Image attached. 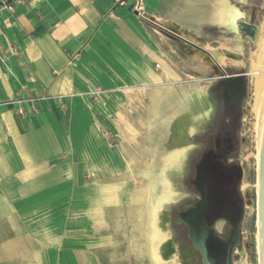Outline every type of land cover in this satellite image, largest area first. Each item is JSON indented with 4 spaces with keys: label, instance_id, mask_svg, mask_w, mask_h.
<instances>
[{
    "label": "crops",
    "instance_id": "1",
    "mask_svg": "<svg viewBox=\"0 0 264 264\" xmlns=\"http://www.w3.org/2000/svg\"><path fill=\"white\" fill-rule=\"evenodd\" d=\"M145 2L153 22L114 0H0V220L16 236L57 247L64 232L99 224L110 207L127 206L135 219L131 250L149 264L141 232L149 222L136 216L145 207L144 190L134 195L127 183L139 181L142 168L165 170L167 150L154 147L155 138L163 143L154 124L164 123V132L175 121L173 137L191 101L186 93L176 99L183 81L169 65L168 32L180 25L161 2ZM168 71L174 82H167ZM138 140L148 150H134ZM138 152L148 165L129 157ZM162 207L155 226L166 238ZM17 243L2 244V253L19 252ZM69 261L87 264L75 248Z\"/></svg>",
    "mask_w": 264,
    "mask_h": 264
},
{
    "label": "rangeland",
    "instance_id": "2",
    "mask_svg": "<svg viewBox=\"0 0 264 264\" xmlns=\"http://www.w3.org/2000/svg\"><path fill=\"white\" fill-rule=\"evenodd\" d=\"M152 1L161 2L162 4L160 5L164 9V13L169 16V19L180 25L175 32L168 29L170 37L169 65L174 72L178 70L179 82L183 81V84L179 86L182 90L180 88L177 89L179 90V97L177 96L178 98L176 99L184 98L183 93H186L185 97L188 100L195 97L198 99L197 108L207 112V116H209L213 106L211 87L216 83L217 78L223 75V71L226 74L233 75L245 74V90L238 130V158L242 168L240 189L244 201V216L240 229L239 244L233 253V264H259L258 197L256 187L258 180V158H256L258 152L257 115L253 111L255 93L251 81L252 57L259 53V48L256 42H251L241 35L232 34L229 28L209 23L208 15L210 10L207 13V0ZM227 1L230 6L242 11L246 22H249L250 18L253 17L254 24L259 28L256 40L259 37L264 42V0ZM142 2L146 13V2L145 0H142ZM206 14L205 20L211 26L204 20V15ZM238 45H241L242 49H239ZM170 87L172 88L173 85ZM189 89H194L195 92L188 93ZM172 91L174 93L173 89ZM170 100L175 102L172 101V98ZM164 110V114H166V106ZM174 123L175 121L169 122L168 129L165 127L162 133H160L162 127L159 124L164 123L154 124L153 135L163 138V143H161L160 137L155 138L154 147L158 143L160 149L165 151L174 149L164 144L167 136L171 133ZM156 125L158 128L155 127ZM174 135L175 137L179 136L177 128L174 130ZM182 136L184 138L185 134ZM143 146L144 144L140 145L138 140L137 147L134 150H148V148ZM144 155L145 153L141 154L138 152L129 157L133 158L132 161H134L135 156H141V159L148 161L143 157ZM187 157L186 155V162L188 161ZM125 175H128V171H126ZM123 177L124 175H122V179ZM88 180L92 181L93 178L89 177ZM139 181L127 183L129 184L128 189L134 195L142 193V184ZM129 211L130 207L127 206H122L118 210L110 207L105 211V218L99 224H89L81 230L64 232L59 238L57 247H41L27 235L16 236L6 220H0V246L18 239L19 243L17 244L23 248L19 252L9 251L10 254H4L0 247V264H70L69 252L72 248L82 253L87 264H146L138 260L131 250L132 224L135 223L132 221ZM159 224L161 225V218ZM133 231L138 232L136 228ZM134 239L133 237V246L136 243ZM158 254L160 255L159 249ZM160 257L162 258L161 255ZM162 261H164L163 258Z\"/></svg>",
    "mask_w": 264,
    "mask_h": 264
},
{
    "label": "flooded vegetation",
    "instance_id": "3",
    "mask_svg": "<svg viewBox=\"0 0 264 264\" xmlns=\"http://www.w3.org/2000/svg\"><path fill=\"white\" fill-rule=\"evenodd\" d=\"M244 90L245 74L223 71L211 87L213 106L201 128L185 133L178 143L170 133L164 142L174 149L188 148L180 195L161 209L166 234L161 256L166 263L233 264L244 216L238 158ZM177 134L183 135L180 128Z\"/></svg>",
    "mask_w": 264,
    "mask_h": 264
},
{
    "label": "bare ground",
    "instance_id": "4",
    "mask_svg": "<svg viewBox=\"0 0 264 264\" xmlns=\"http://www.w3.org/2000/svg\"><path fill=\"white\" fill-rule=\"evenodd\" d=\"M236 12L237 10L234 7L230 6L227 0H211V9L208 15L209 23L214 24L216 26H224L228 28L227 24L229 22V19L231 18L232 20H234L237 15ZM255 42L259 48V53L256 56L252 57L251 81H252V85L254 86V93H255V104L253 107V111L257 115L256 134H257V142H258V152L256 158H258V162H257L258 164L260 143H261V137L264 127V42L259 37L257 40H255ZM237 47L239 49H242L241 45H238ZM165 74L167 75L168 83L175 81V78L172 76V74L169 71ZM197 100L198 99L193 97V99L192 98L190 99L191 102L189 103L188 107L187 106H185L184 108H182V106L179 107L182 108L179 115L183 116L184 118H180V124L176 128H180L183 134H185L186 130L190 134L192 133L195 134V132H197L201 128L204 119L207 117V112H203L202 109L197 108L198 106ZM169 122H171V120H169ZM172 138L175 143L181 142L184 139L182 135L175 137L174 133ZM187 149L188 148L186 147L172 149V151L171 149H169L170 151L168 150L164 157V162L166 164L165 170L159 172L158 175H156L155 174L156 172L154 170L152 171L150 168H146V169L142 168L140 169V172L136 174V178L140 180L143 185L142 187L144 190L143 203L145 204V207L141 211H139L136 216L138 218L137 219L138 221L140 219L145 218L144 220L149 222L148 225L149 228L147 227L148 229L141 228L142 229L141 232L144 235L143 255L148 257L149 264H175L174 261L167 263L162 261V258L158 254V243H160V241L163 238H165V235H163L161 232H158V230L156 229L155 226L156 213L157 210L160 207H162L161 204H163L164 202L172 201L174 195L178 194V191H180L178 188L180 185L179 178L185 169L186 155H187L186 153L188 151ZM146 164L148 165V163ZM257 173H258V169H257ZM256 187H257V197H258V180ZM133 222L135 223V219L133 220ZM151 225L153 226L151 227ZM139 229L136 228L138 232ZM258 244H259V232H258ZM259 264H260V250H259Z\"/></svg>",
    "mask_w": 264,
    "mask_h": 264
},
{
    "label": "water",
    "instance_id": "5",
    "mask_svg": "<svg viewBox=\"0 0 264 264\" xmlns=\"http://www.w3.org/2000/svg\"><path fill=\"white\" fill-rule=\"evenodd\" d=\"M234 20L231 18L227 24L230 32L236 35H242L255 42L259 33V28L252 20L245 21V16L238 8ZM258 232H259V250L260 264H264V127L260 143L259 163H258Z\"/></svg>",
    "mask_w": 264,
    "mask_h": 264
},
{
    "label": "built area",
    "instance_id": "6",
    "mask_svg": "<svg viewBox=\"0 0 264 264\" xmlns=\"http://www.w3.org/2000/svg\"><path fill=\"white\" fill-rule=\"evenodd\" d=\"M114 3L117 7H127L132 13L138 16L142 21L153 22V20L150 19L147 16V14L144 12L142 0H114ZM4 8L8 10L11 9L9 5L4 6ZM18 113L21 114L22 112L18 110Z\"/></svg>",
    "mask_w": 264,
    "mask_h": 264
}]
</instances>
